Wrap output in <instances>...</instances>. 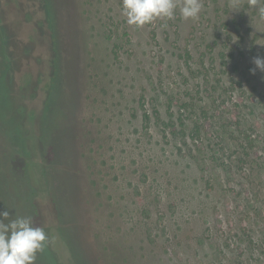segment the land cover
<instances>
[{"label": "rangeland", "instance_id": "374dc122", "mask_svg": "<svg viewBox=\"0 0 264 264\" xmlns=\"http://www.w3.org/2000/svg\"><path fill=\"white\" fill-rule=\"evenodd\" d=\"M51 2L0 0V212L44 228L35 264H264V3L137 27L123 0Z\"/></svg>", "mask_w": 264, "mask_h": 264}, {"label": "clouds", "instance_id": "9594fccd", "mask_svg": "<svg viewBox=\"0 0 264 264\" xmlns=\"http://www.w3.org/2000/svg\"><path fill=\"white\" fill-rule=\"evenodd\" d=\"M255 7L264 0H248ZM179 7L180 15L187 20L197 19L202 10V0H123V13L130 25L137 27L157 18L173 19ZM264 17V7L259 8ZM256 69L264 72V58L255 57ZM8 211L0 212V264H35L36 253L42 251L47 234L42 227H34L30 216L9 219ZM7 221V222H6Z\"/></svg>", "mask_w": 264, "mask_h": 264}, {"label": "trees", "instance_id": "16d2710c", "mask_svg": "<svg viewBox=\"0 0 264 264\" xmlns=\"http://www.w3.org/2000/svg\"><path fill=\"white\" fill-rule=\"evenodd\" d=\"M52 4L53 3L50 0V5H52ZM153 34L155 35L156 32H153ZM58 58H59V55L57 54V52H54V56L52 57V65H53V69L54 68L55 69H54L53 80H52L53 82H52V85H51V88H50V91H49L50 92L49 101H47V104H46L47 108H46L45 116H47V110H49V108H51V105H52L53 100H54L53 98H51V95L52 94L54 96L57 95V93L55 94L56 91H54V87H55V84H57L58 81H59V79H58L59 78L58 72H57V74H55V72H56V70L58 68V60H59ZM163 59H164V57L162 58V61H163ZM187 64H189V63H187ZM189 68L191 69V66H189ZM190 71L192 72V69ZM192 73L195 74L194 71ZM206 79H208V78H206ZM205 81H208V80H205ZM200 91L201 90H198V92H200ZM157 98H158L159 105H162V106L166 107L169 110V112H170L169 118H161L158 115L156 117L157 119L160 118V122L164 125L162 129L164 131H166V132H169V133L172 132V134H174V135L179 134V132H182L185 135L188 134L189 130L187 129V126H186L187 125L186 119L189 118V116H187L185 114V112H180L181 116H175L174 105L177 102L176 97H174L172 95H166V96L159 95ZM183 107H184L183 109L186 110V111H188V108L189 107H192V111L195 113L196 117H200V116H197V113L198 112L199 113H202V111H204L203 110V104H201V106H199V107H196L195 101L185 102L183 104ZM155 111L158 114L161 113V110L158 107L155 108ZM45 116H44V118H45ZM5 123H6L7 127H8V122H6V120H5ZM208 123L211 124L210 122H208ZM195 124H196V127H192L191 128V131H192L191 138L192 137L195 138V136H196L195 133L196 134L199 133L200 132V127L202 125H204V123L201 124V122L196 121V118H195ZM46 125L47 124H45L44 127ZM44 127H43V134H44ZM14 135H15V131L10 130L9 127H8V130L6 131V136H8L10 138L11 136L14 137ZM246 138H247V136H246ZM42 139H43L45 145L47 147H49L48 146L49 144L47 143L46 139H44V135L42 136ZM247 140L250 141L248 138H247ZM240 142L242 143V141H240ZM241 143H238V145L241 144ZM241 146L242 147H246L245 145H241ZM25 195H26V191L24 189V191H21V193L20 192L18 193L17 198H18V202H19L20 206L21 207H24L25 206L27 208V211H28L29 205L27 203V200H24L26 198Z\"/></svg>", "mask_w": 264, "mask_h": 264}]
</instances>
